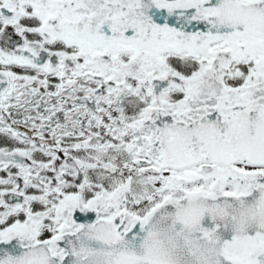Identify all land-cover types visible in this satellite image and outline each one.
I'll return each instance as SVG.
<instances>
[{
	"label": "flooded vegetation",
	"instance_id": "obj_1",
	"mask_svg": "<svg viewBox=\"0 0 264 264\" xmlns=\"http://www.w3.org/2000/svg\"><path fill=\"white\" fill-rule=\"evenodd\" d=\"M113 1L0 0V238L50 239L74 210L112 199L142 215L134 184L178 187L147 121L187 118L220 92L240 99L264 78L252 41L162 42Z\"/></svg>",
	"mask_w": 264,
	"mask_h": 264
},
{
	"label": "water",
	"instance_id": "obj_2",
	"mask_svg": "<svg viewBox=\"0 0 264 264\" xmlns=\"http://www.w3.org/2000/svg\"><path fill=\"white\" fill-rule=\"evenodd\" d=\"M126 2L140 13L134 21L159 41L198 46L238 38L264 48V0L110 4ZM210 98L217 103L187 118L147 121L156 127L155 161L200 171L241 161L264 168V78L240 99L221 92ZM230 179L242 190L175 188L143 216L120 212L113 199L80 207L70 214L71 230L43 241L12 230L0 238V264H264V170Z\"/></svg>",
	"mask_w": 264,
	"mask_h": 264
},
{
	"label": "rangeland",
	"instance_id": "obj_3",
	"mask_svg": "<svg viewBox=\"0 0 264 264\" xmlns=\"http://www.w3.org/2000/svg\"><path fill=\"white\" fill-rule=\"evenodd\" d=\"M246 168H249V166L245 162H241L236 166V169ZM208 171H212V174L206 171L201 172L199 169L187 170L184 173L180 172L175 175L174 180L178 183V187H183L188 191L211 190L214 187L229 191L237 190L240 187L235 179L233 180L229 177L237 174V172L233 173L235 168L221 166L219 171L213 169ZM166 179L167 176H148V178H142L137 184H134L133 193L143 201L139 206L142 209L141 212L146 213L171 192V188L165 186Z\"/></svg>",
	"mask_w": 264,
	"mask_h": 264
},
{
	"label": "bare ground",
	"instance_id": "obj_4",
	"mask_svg": "<svg viewBox=\"0 0 264 264\" xmlns=\"http://www.w3.org/2000/svg\"><path fill=\"white\" fill-rule=\"evenodd\" d=\"M206 172H208V173H211L212 171H206ZM212 174V173H211ZM219 183V182H218ZM221 185V184H220ZM238 189H240V187H238ZM113 212V209L111 210V211H109V212H106L105 213V215H109V214H111ZM54 250H58V248L57 247H54Z\"/></svg>",
	"mask_w": 264,
	"mask_h": 264
}]
</instances>
